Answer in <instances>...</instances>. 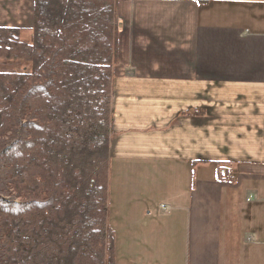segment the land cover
I'll return each mask as SVG.
<instances>
[{
  "label": "crops",
  "instance_id": "crops-1",
  "mask_svg": "<svg viewBox=\"0 0 264 264\" xmlns=\"http://www.w3.org/2000/svg\"><path fill=\"white\" fill-rule=\"evenodd\" d=\"M116 1L117 264H264V0ZM35 2L0 26L33 33Z\"/></svg>",
  "mask_w": 264,
  "mask_h": 264
},
{
  "label": "trees",
  "instance_id": "trees-1",
  "mask_svg": "<svg viewBox=\"0 0 264 264\" xmlns=\"http://www.w3.org/2000/svg\"><path fill=\"white\" fill-rule=\"evenodd\" d=\"M116 0H36L0 26V264H117L109 224Z\"/></svg>",
  "mask_w": 264,
  "mask_h": 264
},
{
  "label": "rangeland",
  "instance_id": "rangeland-1",
  "mask_svg": "<svg viewBox=\"0 0 264 264\" xmlns=\"http://www.w3.org/2000/svg\"><path fill=\"white\" fill-rule=\"evenodd\" d=\"M32 34L33 33L30 30H23L21 32V37L23 40L29 41L32 38ZM118 201H119V192H118V189L115 186H113V190L111 189V194H110L108 220H109V224L116 231L117 241L118 243H120L119 241H121V236H122L120 233V230H121V227H124L125 221L124 222L122 221V217H121L122 210L119 207ZM163 203H166V201L159 200V201H154V203H151V205L150 203L146 205L147 207L152 208V211H151L152 213H150L149 215H145V214L142 215L144 218L143 221H146L145 223L147 226H151V225L156 226L158 224H161L163 226L165 224L167 220L166 213L162 210L161 205H160ZM163 235L165 236V234ZM150 252H153V251H150Z\"/></svg>",
  "mask_w": 264,
  "mask_h": 264
}]
</instances>
